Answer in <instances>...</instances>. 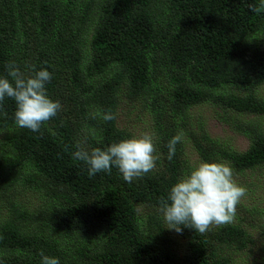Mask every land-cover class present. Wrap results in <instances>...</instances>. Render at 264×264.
<instances>
[{
	"label": "trees",
	"instance_id": "obj_1",
	"mask_svg": "<svg viewBox=\"0 0 264 264\" xmlns=\"http://www.w3.org/2000/svg\"><path fill=\"white\" fill-rule=\"evenodd\" d=\"M10 61L26 76L48 70L47 95L62 107L33 132L17 126L12 98L0 104V264H41V252L60 264H175L160 206L186 173L187 138L204 162L264 164V0H0V77ZM122 99L150 116L156 167L130 183L115 166L89 177L76 145L131 138L117 115L94 118L117 114ZM202 105L257 118L232 123L248 148L187 130ZM23 191L38 199L33 210L17 202ZM181 228V264H229L252 243L232 224Z\"/></svg>",
	"mask_w": 264,
	"mask_h": 264
},
{
	"label": "clouds",
	"instance_id": "obj_2",
	"mask_svg": "<svg viewBox=\"0 0 264 264\" xmlns=\"http://www.w3.org/2000/svg\"><path fill=\"white\" fill-rule=\"evenodd\" d=\"M250 8L255 11L251 5ZM5 67L7 77H0V104L6 97L12 98L16 103L17 126L39 131L41 125L55 117L62 107L59 101H53L47 95L45 86L52 79V74L42 69L26 76L15 61L8 62ZM116 115L111 110H97L94 118L108 122L115 120ZM184 135L180 130L168 141L169 160L175 155L176 145L183 141ZM76 148L73 156L88 165L89 177L99 172L110 173L115 166L129 183L154 170L159 159L150 133L121 140L103 150H88L80 143ZM246 194L247 188L235 182L234 170L229 163L201 162L171 187L167 199L161 201L160 211L168 229L180 233L183 225L202 234L213 225L232 223L236 206ZM40 255L41 264H60L58 258L43 252Z\"/></svg>",
	"mask_w": 264,
	"mask_h": 264
},
{
	"label": "rangeland",
	"instance_id": "obj_3",
	"mask_svg": "<svg viewBox=\"0 0 264 264\" xmlns=\"http://www.w3.org/2000/svg\"><path fill=\"white\" fill-rule=\"evenodd\" d=\"M261 94L264 95V83L261 85ZM261 88V87H260ZM193 116L186 124V129L199 134H207L210 138H215L220 144L229 147L235 151H245L249 146V141L242 134L232 128V123L235 120H256L253 116H239L234 114L232 118L227 112L220 109H215L209 105L194 107L191 110ZM259 122L264 126V117L259 119ZM117 126L124 129L132 137H139L144 133L153 135V141L156 147L155 134L151 127L150 116L146 111H142L139 103L129 102L122 99L117 110ZM0 133V138H1ZM184 148L185 160L184 170L185 176L197 167L202 161L199 158L198 152L192 145L191 138H187ZM155 155L158 156L157 149ZM226 162V161H212ZM235 182L247 188V194L236 206V215L232 225L239 226L248 232L252 239V243L245 249L235 252L230 259L229 264H264V164L253 169H247L240 172L234 171ZM17 202L23 207L33 210L39 201L32 192H20ZM221 226V225H220ZM166 232L171 238L172 249L175 256L178 258L175 264H181L180 257L183 252L184 240L173 229H168ZM219 226H211L210 229H215ZM209 229V230H210Z\"/></svg>",
	"mask_w": 264,
	"mask_h": 264
}]
</instances>
